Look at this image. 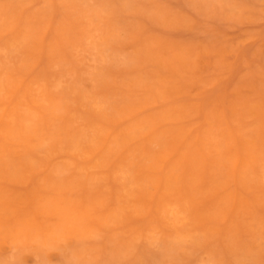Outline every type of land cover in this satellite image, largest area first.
Wrapping results in <instances>:
<instances>
[{"label": "rangeland", "instance_id": "374dc122", "mask_svg": "<svg viewBox=\"0 0 264 264\" xmlns=\"http://www.w3.org/2000/svg\"><path fill=\"white\" fill-rule=\"evenodd\" d=\"M0 166V264H264V0H0Z\"/></svg>", "mask_w": 264, "mask_h": 264}, {"label": "bare ground", "instance_id": "6f19581e", "mask_svg": "<svg viewBox=\"0 0 264 264\" xmlns=\"http://www.w3.org/2000/svg\"><path fill=\"white\" fill-rule=\"evenodd\" d=\"M3 2H5V1H3ZM15 9V8H14ZM12 15V14H11ZM13 16V15H12ZM24 16V15H23ZM16 22V21H15ZM21 22V21H20ZM20 22H18V23H20ZM24 23V22H23ZM26 26V25H25ZM129 71V70H128ZM148 92H149V90H148ZM155 95V94H154ZM227 119V118H226ZM100 133H101V131H100ZM115 130L114 129H112V127H108L107 129H105V130H103L102 131V133H101V135L104 137V140H103V147H102V150H104V149H107V147H108V144L111 142V140H112V138L113 139H116V137H115ZM102 150H100V151H102ZM106 151V150H105ZM21 153V152H20ZM22 154V153H21ZM25 155V154H24ZM28 155V154H27ZM31 155V154H30ZM33 155V154H32ZM34 156V155H33ZM108 156H110V155H108ZM25 157H26V155H25ZM240 157V156H239ZM10 160V159H9ZM113 160H115V159H113ZM239 161H240V159H239ZM239 161H238V163H237V165H236V169L238 168V166H239ZM10 162H11V160H10ZM138 163V162H137ZM1 167V166H0ZM109 179H110V177H109ZM156 181V180H155ZM154 181V182H155ZM162 182V181H161ZM160 182V183H161ZM156 198V197H155ZM154 198V199H155ZM236 198H237V196H236ZM143 200V199H142ZM145 201V200H144ZM138 204V203H137ZM138 206V205H137ZM139 212H140V210H139ZM181 217H182V215H181ZM190 221H192V220H190ZM199 231V230H198ZM201 231V230H200ZM54 235V234H53ZM53 240H55V238L53 237ZM56 241V240H55Z\"/></svg>", "mask_w": 264, "mask_h": 264}]
</instances>
